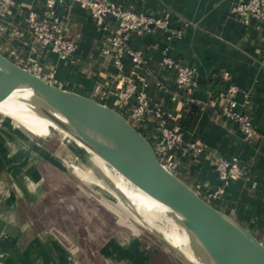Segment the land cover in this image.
<instances>
[{"label": "crops", "instance_id": "0c3cea01", "mask_svg": "<svg viewBox=\"0 0 264 264\" xmlns=\"http://www.w3.org/2000/svg\"><path fill=\"white\" fill-rule=\"evenodd\" d=\"M112 1L138 12L164 16L168 21L164 30L129 35L130 49L142 59L140 67H134L127 51L115 54L110 49L112 22L100 28L85 9L69 1L56 4L55 12L64 31L76 40L70 58L62 59L49 48L37 45L25 24V12L33 9L41 14L45 0H13L1 18L7 35L0 40V51L16 62L35 52L40 76L45 80L122 114L151 143L160 160L169 161L171 171L199 195L219 184L215 159L236 158L244 174L226 184L224 193L209 202L264 245V20L245 23L237 18L232 12L235 0ZM15 31L19 33L14 35ZM16 47L20 49L18 58L9 53ZM165 54L195 69L196 98L214 99L229 85H235L238 109L250 117L256 135L245 140L238 124L217 107L201 108L186 102L173 70L161 64ZM127 76L143 93L150 113L137 116L133 112L134 97H120L116 83ZM179 121L186 136L204 144L197 157H186L179 149L165 155L159 150L160 125L169 127ZM3 192L0 191V241L5 242V248H0V255L7 258L14 255L10 242L20 238L14 229V196L10 191L3 201ZM2 212L7 216L3 217ZM39 255L32 249L24 251L25 264H31ZM48 255L61 257L51 250ZM9 260H1V264H15Z\"/></svg>", "mask_w": 264, "mask_h": 264}, {"label": "rangeland", "instance_id": "374dc122", "mask_svg": "<svg viewBox=\"0 0 264 264\" xmlns=\"http://www.w3.org/2000/svg\"><path fill=\"white\" fill-rule=\"evenodd\" d=\"M72 149L74 161L64 160L0 116V191L3 201L14 196L20 238L7 258L25 264L24 251L32 249L41 255L31 264H182L114 195L84 181L85 156ZM50 250L61 257H49ZM7 258L0 255V264Z\"/></svg>", "mask_w": 264, "mask_h": 264}, {"label": "water", "instance_id": "95a60500", "mask_svg": "<svg viewBox=\"0 0 264 264\" xmlns=\"http://www.w3.org/2000/svg\"><path fill=\"white\" fill-rule=\"evenodd\" d=\"M20 89L30 92L39 114L169 211L187 234L195 262L154 233L182 264H264V245L166 168L151 143L122 114L55 86L0 51V102Z\"/></svg>", "mask_w": 264, "mask_h": 264}, {"label": "built area", "instance_id": "2783aa9c", "mask_svg": "<svg viewBox=\"0 0 264 264\" xmlns=\"http://www.w3.org/2000/svg\"><path fill=\"white\" fill-rule=\"evenodd\" d=\"M65 1L85 9L100 28L109 27L112 22L109 47L115 54L127 51L135 68L141 66L142 59L130 49L129 35L131 33L141 34L151 29L164 30L168 26V21L164 16L138 12L112 0H45V9L41 14L33 9L25 12V24L37 41V45L49 48L51 52L62 59L70 58L76 49V40L64 31L55 12V5ZM12 4L13 0H0V40L7 35L1 18L8 13ZM232 12L245 23L250 20H264V0H235ZM18 33L15 31L14 35ZM19 50L16 47L9 50V53L18 58ZM262 57L264 59V47ZM18 61L17 63L27 70L40 75L41 66L37 61L35 52L28 54L24 61L22 59H18ZM161 64L164 68L173 70L176 85L181 88L182 97L186 102L201 108L206 106L217 107L223 115L233 119L238 124L245 140H251L256 135L250 117L238 109L239 103L235 99L237 92L235 85H229L223 93L214 99L202 100L193 95V89L196 86L193 67L166 54L163 56ZM116 87L119 89L121 98L134 97V114L142 116L152 111L143 93L138 91L131 77L127 76L123 80L118 79ZM160 127L162 143L159 150L164 155L173 149H179L182 155L191 158L197 157L203 152L204 144L195 137L186 136L178 122H174L169 127L161 124ZM161 161L166 168L172 169V164L169 161ZM214 165L219 184L201 195L208 201L223 194L226 184L244 174L234 157L229 159L216 158Z\"/></svg>", "mask_w": 264, "mask_h": 264}, {"label": "bare ground", "instance_id": "6f19581e", "mask_svg": "<svg viewBox=\"0 0 264 264\" xmlns=\"http://www.w3.org/2000/svg\"><path fill=\"white\" fill-rule=\"evenodd\" d=\"M30 98V92L26 89L13 91L0 102V116L13 127L21 130L36 145L61 156L64 160L74 161L70 147L73 148L72 150L81 151L85 161L81 166V172L78 173H81L84 181L92 187L102 188L106 194L114 195L124 210L133 213L136 221L162 235L186 258L195 262L188 247L187 234L172 221L169 211L164 206L132 186L84 145L39 114ZM164 221L169 222L168 226L161 225Z\"/></svg>", "mask_w": 264, "mask_h": 264}, {"label": "trees", "instance_id": "16d2710c", "mask_svg": "<svg viewBox=\"0 0 264 264\" xmlns=\"http://www.w3.org/2000/svg\"><path fill=\"white\" fill-rule=\"evenodd\" d=\"M178 123L182 125V123H181L180 121H179ZM181 125H180V126H181ZM181 127H182V126H181Z\"/></svg>", "mask_w": 264, "mask_h": 264}]
</instances>
